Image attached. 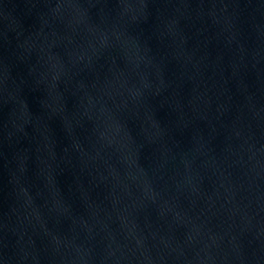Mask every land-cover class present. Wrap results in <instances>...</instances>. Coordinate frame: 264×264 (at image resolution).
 <instances>
[{"label": "water", "instance_id": "obj_1", "mask_svg": "<svg viewBox=\"0 0 264 264\" xmlns=\"http://www.w3.org/2000/svg\"><path fill=\"white\" fill-rule=\"evenodd\" d=\"M0 264H264V0H0Z\"/></svg>", "mask_w": 264, "mask_h": 264}]
</instances>
